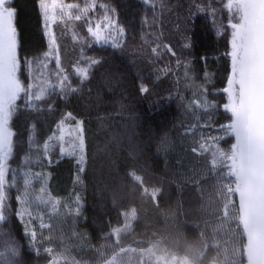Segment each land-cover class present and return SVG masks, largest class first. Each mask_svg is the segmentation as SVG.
Instances as JSON below:
<instances>
[{
    "label": "trees",
    "instance_id": "16d2710c",
    "mask_svg": "<svg viewBox=\"0 0 264 264\" xmlns=\"http://www.w3.org/2000/svg\"><path fill=\"white\" fill-rule=\"evenodd\" d=\"M97 2L114 9L118 25L125 29L121 47L94 48L100 63L92 68L80 91L64 97L52 95L36 110L21 105L12 122L16 135L10 163L18 186L22 187L25 171L42 173L49 193L60 201L43 219L49 227L41 231L53 237L43 245L65 252L80 264H104L112 251L104 235L110 224L121 219L122 210L135 206L139 219L121 245L138 251H126L123 264H138L139 250L148 247L149 241H162L161 256L187 264H243L244 239L234 194L226 188L231 187L226 169L219 166L220 161L211 166L210 152L201 155L191 150L202 140L210 143L217 128L228 122V114L220 110L224 95L218 91L228 75L223 0L218 4L224 26L219 39L213 36L207 18L195 12L193 0ZM14 7L20 57H39L45 41L38 0H15ZM183 43L190 45L186 49L189 59L173 70L170 93L158 61L171 56L167 47L176 51ZM152 48L157 51L153 53ZM60 55L72 79L67 50L61 49ZM186 69L194 82L185 80ZM23 79L32 81L27 75ZM140 85L148 86L150 92L141 93ZM201 92L220 107L209 111L197 107ZM110 105L112 110L107 109ZM69 111L84 121L86 134L87 163L79 183L74 158L61 157L55 143L48 157L43 149ZM230 142L221 141V147L227 150ZM130 172L142 180L134 179ZM12 175L10 172V179ZM153 189H159L155 199L145 194ZM11 194V228L22 246L21 264H46L45 254L36 255L29 249L24 226L15 215L16 190ZM77 196L79 214L73 211ZM34 226L39 228V221Z\"/></svg>",
    "mask_w": 264,
    "mask_h": 264
},
{
    "label": "snow or ice",
    "instance_id": "6c2138e0",
    "mask_svg": "<svg viewBox=\"0 0 264 264\" xmlns=\"http://www.w3.org/2000/svg\"><path fill=\"white\" fill-rule=\"evenodd\" d=\"M143 2L148 4L149 0ZM97 8L103 10V16L102 20L93 24L90 13ZM38 9L42 17L43 35L47 38L46 51L42 57L22 60L18 53L20 42L14 0H0V224L8 219L11 192L16 190L18 207L15 215L24 226V235L33 254H45L48 257L46 264H80V261L70 259L65 252L43 245V241L51 242L53 237L41 231L49 226L42 216L34 215L31 191L34 187L33 175L39 177L43 174L25 171L22 187L18 186L10 163L15 154L16 135L12 121L21 105L26 109L36 110L35 102L45 100L50 95V89L58 90L62 96L78 90L72 86L71 77L62 66L54 25L58 22L66 24L70 21H83L87 36L95 44L111 45L112 48L121 47L125 29L118 25L114 9L104 3L98 4L97 0H86L83 6L79 3H66L65 0H38ZM223 9L229 13L227 29L230 30V49L227 56L230 59V72L226 77V86L218 91L225 96L222 109L228 114V122L217 128V134L210 137V143L208 140H202L191 150L201 155L210 152L211 166H216L217 161H220L219 166L226 169L225 175L233 186L229 187L228 191L235 193L234 200L239 198V222L250 232H255L260 221L264 219V0H226ZM215 14L213 10L212 15ZM222 29L223 25L218 31ZM73 39H77L76 33L73 34ZM88 46L91 47V43ZM189 46L188 43L185 44V47ZM167 50L176 55L170 47H167ZM156 51V48H152L153 53ZM81 60L83 66L78 63L74 75L83 83L89 80L91 69L98 65L100 60L87 55H82ZM52 62L55 82L50 79L41 80L45 75L44 71L34 75V65L38 64L41 69L48 70ZM163 71L166 74L168 70ZM189 73L190 69H186L185 80L194 82V77ZM24 75L31 78L32 83H26ZM37 81H40L39 89L34 91ZM205 82L210 83L207 77ZM139 91L147 95L150 88L140 85ZM200 96L201 99L195 102L197 107L205 111L220 107L208 101L205 92H201ZM69 121L74 123L70 132L71 148L67 149L64 141ZM226 139L231 141L227 150L221 147V141ZM53 140L59 142L60 156L74 158L76 180L79 183L80 174L85 172L87 163L84 121L77 119L70 111L63 115L57 124V133H53L43 144L45 157H48L51 151L50 142ZM51 163L52 160L49 159V164ZM10 172L13 173L11 179ZM130 176L142 180V177L134 172H130ZM38 191L41 195H37L35 201L40 205L51 204L52 210L55 211L60 201L49 193L46 177ZM158 192L159 189H153L145 194L155 199ZM79 210L80 197L77 196L73 211L79 214ZM119 215L121 219L115 225L110 224V231L103 237L112 250L110 258H104V264H123L121 257L126 251H138L121 245L122 238L133 231L139 219L135 206L122 210ZM37 221L39 228L34 226ZM0 242L3 244V250H0V264H19L22 246L10 234L5 236L2 229ZM148 243V247L139 250L142 256L138 264H145L146 260L148 264H161L163 257L159 253L163 251L162 241ZM101 256H104L103 252ZM172 259L175 261L176 258Z\"/></svg>",
    "mask_w": 264,
    "mask_h": 264
},
{
    "label": "rangeland",
    "instance_id": "374dc122",
    "mask_svg": "<svg viewBox=\"0 0 264 264\" xmlns=\"http://www.w3.org/2000/svg\"><path fill=\"white\" fill-rule=\"evenodd\" d=\"M85 2H86V0H83L79 4H81V6H83V4ZM66 3H69V2H66ZM218 4H219V0H193V8H194L195 12H197L199 15L207 18L209 24L211 25L212 34L216 39H219L224 34V29H222L221 31H218V28L222 25V22L220 20L219 13H218ZM213 10H215V12H216L215 16L212 15ZM73 11H75V10H73ZM39 15H40V13H39ZM90 16L93 18V24H95L96 22H99L100 20H102L103 10L97 8L95 11L90 13ZM40 24H41V32L43 35L41 15H40ZM53 30L57 34L59 53H60L61 49L64 48L67 50V53L69 55L68 60H69L70 69L72 71V77H73L71 79L72 86L76 87L78 89L77 91H80L83 88V86L87 83V81L81 83L79 78L74 75V69L78 65V63H80L81 66H83V62L81 60L82 55H87L89 57L96 58L97 56H95L94 51H93L94 48L96 49V48L111 47V45L95 44L94 41H92L91 38L87 36L85 22H83V21H81V22L70 21V22H67L66 24H60L58 22L56 25L53 26ZM74 33L77 34L76 40L73 39ZM43 38L45 41V50L44 51H46L47 38L44 35H43ZM81 38H83L82 42H81ZM89 43H91V47L88 46ZM186 49H187V47H185V43H183L181 48L177 49L176 51H173V52H175L176 55H173L172 52H170V54H171L170 57H165L162 60L158 61V65H159V67L162 68V71L164 69L168 70L166 74L163 71V77H164L165 83L167 85L171 86V92L170 93H172V88H173L172 86L174 84L173 70L175 69V67L186 62L189 59V55H188ZM42 54L39 57H42ZM60 58H61V55H60ZM34 68L36 69V71L34 72V75H39V73L41 71L45 72V75L43 77H41V80L50 79L52 82H55L56 77L54 75V62L50 63L48 70L41 69L38 64L34 65ZM31 83H32V81H31ZM36 83H37V87L34 88V91H38L40 81H37ZM49 91H50V95L45 100L40 101V102H35L37 104V107H40L41 105H43L50 98V96L55 95V94L60 95L58 90H51L50 89ZM113 105L117 106V103L115 102ZM98 106H99V108H106V106H103L101 104L100 105L98 104ZM113 108L114 107H112L111 105L107 107L108 110H112ZM73 123L74 122H72V121L68 122V125H69L68 131H66V133H65L64 146L67 149L71 148L72 136L70 135V132H71V126L73 125ZM50 143H51V145L53 143L57 144V146L59 148V142L58 141L53 140ZM61 157H66V156H61ZM32 173L34 174L36 172H32ZM43 183H44L43 176L37 177V176L33 175L34 187L31 191H32V199L34 201V203H33L34 215L42 216L44 219L52 211L51 204L40 205L38 201H35V197L37 195H41V193H39L38 190L42 186ZM229 187L230 186L226 187L227 190L229 189ZM231 187H232V185H231ZM221 188L223 189L222 186H221ZM218 193H220V192H218ZM222 211H224V208L222 209ZM223 214H224V212H223ZM159 255H161V254L159 253ZM162 257H163V260H162L161 264H187L181 259H175V261H173V259L170 257L164 256V255Z\"/></svg>",
    "mask_w": 264,
    "mask_h": 264
},
{
    "label": "water",
    "instance_id": "95a60500",
    "mask_svg": "<svg viewBox=\"0 0 264 264\" xmlns=\"http://www.w3.org/2000/svg\"><path fill=\"white\" fill-rule=\"evenodd\" d=\"M224 3H226V0H223V2H222V9H223ZM223 11H224L225 17H226L224 25L227 29L229 13L224 9H223ZM16 21H17V16H16ZM229 34H230V30L227 29L228 50L230 49V44H229L230 35ZM18 39H19V37H18ZM18 53H19V49H18ZM227 58H228V74H229V72H230V59L228 56H227ZM225 86H226V83H225ZM224 99H225V96H224ZM222 105L220 107V110L222 112H224L222 109ZM17 114H18V112L16 113V115ZM16 115L14 116V118L16 117ZM233 194L235 196L234 192H233ZM235 202H236V208L238 209V207L240 206L238 197L235 198ZM9 203H10V212L8 215V219L3 224H0V229L3 230V233L5 234V236L10 234L21 245L20 241L17 239V235H16L15 231H13L11 228V224H12V222H11V220H12V194H11V200L9 201ZM237 216H238L237 220H238V224H239V227L241 230V234H242V237L244 239V247H243L244 263L243 264H264V219H262L260 221L258 228L255 232H250L245 226L240 224V222H239L240 212L238 210H237ZM0 250H3L2 242H0ZM20 258H21V256H20ZM20 258H19V264H21Z\"/></svg>",
    "mask_w": 264,
    "mask_h": 264
}]
</instances>
